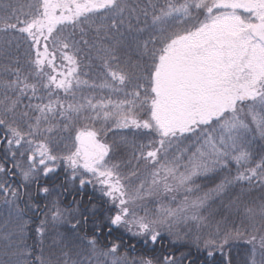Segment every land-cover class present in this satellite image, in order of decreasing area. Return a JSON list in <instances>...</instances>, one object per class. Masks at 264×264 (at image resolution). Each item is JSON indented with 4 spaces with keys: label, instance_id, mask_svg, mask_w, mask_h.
I'll return each mask as SVG.
<instances>
[{
    "label": "snow or ice",
    "instance_id": "1",
    "mask_svg": "<svg viewBox=\"0 0 264 264\" xmlns=\"http://www.w3.org/2000/svg\"><path fill=\"white\" fill-rule=\"evenodd\" d=\"M83 58L99 82L81 78ZM121 130L135 134L109 141ZM61 163L107 198L90 236L78 202H33ZM234 186L261 195L239 224L216 220L210 202ZM0 204L14 214L0 264H195L190 251L130 259L123 234L152 253L165 237L194 246L209 264H233L243 240L244 264H264V0H0ZM28 212L40 216L31 244ZM65 224L85 245L75 253Z\"/></svg>",
    "mask_w": 264,
    "mask_h": 264
},
{
    "label": "trees",
    "instance_id": "2",
    "mask_svg": "<svg viewBox=\"0 0 264 264\" xmlns=\"http://www.w3.org/2000/svg\"><path fill=\"white\" fill-rule=\"evenodd\" d=\"M21 55L23 54V49L20 50ZM81 71H82V79H97V72H98V66L97 62L93 61L92 65L89 66V62L86 58L82 59L81 62ZM83 73H87V75H83ZM97 82L99 80L97 79ZM91 90L84 89L85 94H88ZM105 96L108 95L107 92L103 93ZM63 95V93H61ZM100 95V92L97 90V96ZM116 99L117 97H113ZM29 101L27 98L24 99V104H27ZM33 103H36L38 101H32ZM23 107V105H21ZM135 134L134 130H121L116 133H110L109 134V141L113 139H118L119 136H129L132 137ZM137 139H141V137L137 136ZM62 150V149H61ZM226 174V173H224ZM223 175V174H221ZM70 176L69 172H65L64 165L61 163L59 167L57 168L56 172L49 174L47 178H42L40 181L41 185H47L50 188H53V191L50 196L44 197L43 195H36V185H32V192L34 195V203H39L41 207H43L48 201L52 199H59L62 203V206L69 207V199L73 197V193L76 190H79V180L76 181H70L68 177ZM220 177L216 178H200L196 180V183L199 184L203 190H207L208 188H211L214 186L215 183L219 182ZM90 186L86 184L83 186V188H89ZM92 187V186H91ZM96 190V189H95ZM261 195V193L256 190L252 193H241L240 186H234L232 190L229 192V194L223 198H215L213 201L210 202V207L208 208L209 212H212L214 215V218L216 220H221L224 217L228 218L229 224L232 222H235L236 224H239L240 218L243 216V209L244 204L251 201L254 198H258ZM85 198L87 196H92L95 200H90V207L88 209L83 210L81 206L79 205L81 211L84 212L85 215H89L88 210L94 211L95 215H89V218H91V221L88 222L87 229L88 231L95 230L93 226V221L98 222H104L106 215L108 214L109 206L106 203V197H103L100 191L96 190L94 193H87L83 195ZM236 197H240V204L239 206H232L229 207V202L233 200ZM25 200L27 197L24 198ZM75 202H78L77 200H74ZM73 205V204H72ZM70 205V206H72ZM24 206L23 201L21 202V207ZM10 209L0 204V234H2L6 229L11 230L13 227V219L14 214L12 217L9 215ZM25 220H31V223L29 224V231L26 233L28 236V243L31 244L33 242L34 236V226L36 223H38L40 216L33 212H28L25 217ZM7 222V223H6ZM65 229L69 231L68 234L64 235L66 238V242L69 243V246L72 248L73 253L77 250V248H84L85 245L81 243L79 239H77L72 232L69 229V226L67 224L64 225ZM107 229L106 225L103 229L105 232ZM85 231V226L81 228L80 234L83 235V232ZM122 230H113V237L117 235H121ZM53 239V235L48 236L46 238L45 244L46 246L51 243V240ZM123 239L127 244L135 245V251L128 250L126 247L121 249V252H124L125 250H128L129 258L138 257L140 255L148 254V255H158L160 251H172L175 255H180L181 252H191V255L195 261V264H200L201 261H204L205 264H209V258L206 257V252L204 251H198L194 246H178V245H172L169 238L165 237L164 241L161 245H157L156 249L157 251L155 253H152L150 249L153 247L151 244L144 245L142 242H140L139 238H130L128 234H123ZM102 244L106 241H100ZM249 250V246L245 244L243 240L235 241L231 245V258L233 261V264H244V261L247 258V252ZM55 251V249H54ZM225 251H229V249H225ZM73 258L75 256L73 255ZM212 259H216L217 261H220L222 259L220 253H217L216 256Z\"/></svg>",
    "mask_w": 264,
    "mask_h": 264
},
{
    "label": "flooded vegetation",
    "instance_id": "3",
    "mask_svg": "<svg viewBox=\"0 0 264 264\" xmlns=\"http://www.w3.org/2000/svg\"><path fill=\"white\" fill-rule=\"evenodd\" d=\"M94 191H96L95 190V188H93V187H89V188H79V190H76L74 193H73V197H71L70 199H69V203H68V205L70 206V205H72L73 204V201L74 200H77L78 201V204L81 206V208H83V210H85V209H88L89 207H90V200L91 199H93V200H95L92 196H87L86 198L83 196L84 194H87V193H89V194H91V193H94ZM96 201V200H95ZM87 214H89L90 215V213H87ZM89 221H91V218H89ZM88 221V222H89ZM88 225V224H87ZM87 225L85 226V231L83 232V235H88V236H90V235H92L93 234V232L95 231V230H91V231H88V230H86L87 228ZM106 233H107V229H106V231L104 232V231H102L101 232V235H100V237H99V239H100V241H106L107 240V236H106Z\"/></svg>",
    "mask_w": 264,
    "mask_h": 264
},
{
    "label": "rangeland",
    "instance_id": "4",
    "mask_svg": "<svg viewBox=\"0 0 264 264\" xmlns=\"http://www.w3.org/2000/svg\"><path fill=\"white\" fill-rule=\"evenodd\" d=\"M90 187L92 186L93 188H95L96 190H98V191H100L99 190V186H93L92 184H88ZM102 194V193H101ZM178 199H180L181 197L178 195V197H177ZM107 199V198H106ZM47 201H50V200H47ZM65 226H63V227H61L60 229H59V231L61 232V233H63L64 235H66V234H68L69 233V231H67L65 228H64ZM51 235H53V234H49V236H51ZM140 239V238H139Z\"/></svg>",
    "mask_w": 264,
    "mask_h": 264
}]
</instances>
